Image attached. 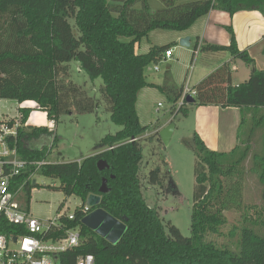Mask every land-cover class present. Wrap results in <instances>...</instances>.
<instances>
[{
    "label": "trees",
    "instance_id": "1",
    "mask_svg": "<svg viewBox=\"0 0 264 264\" xmlns=\"http://www.w3.org/2000/svg\"><path fill=\"white\" fill-rule=\"evenodd\" d=\"M159 1L162 8L152 11L148 0H0V99L18 104L33 102L55 125L62 116L94 113L100 102L68 75L71 62H77L91 81L101 80L98 93L105 111L110 121L121 127L100 141L97 148L102 150L98 154L80 162L56 160L37 171L58 180L65 196L81 201L74 220L62 216L60 230L54 232L55 238H60L68 230L80 231V245L59 260L74 264L76 258L89 254L95 264H264V71H258L253 60L239 51L231 28H226L229 46L205 45L199 51L240 58L250 68L248 79L233 86L229 65L224 64L192 88L195 103L190 106L238 109L241 122L237 144L228 153H218L193 133L195 191L189 237L143 199L139 175L142 148L139 142H129L149 129L140 125L136 109L139 91L153 86L145 81V69L161 62L169 50L168 46H151L147 53L136 54L135 44L155 30L186 31L212 10L230 16L251 10L264 13V0ZM197 47L195 44L194 50ZM158 89L167 96L171 114L187 117L188 105L177 107L183 86L176 89L162 85ZM31 111L17 109L22 124ZM245 123L250 126L244 135ZM48 134L45 127L24 126L16 142L19 156L28 162H50L56 138L50 149L24 146V142ZM156 140L161 143L158 135ZM99 160L109 168L99 171ZM29 169L32 172L35 168ZM248 172L257 176L262 207L257 218L244 216L237 251L233 252L205 238L219 235L226 223L224 212L243 207ZM103 178L109 190L106 194L98 192ZM164 181L173 185L170 172L156 169L148 171L145 182L160 188ZM30 188L28 183L26 189ZM90 195L100 197V201L87 214L100 209L116 220H126L125 231L116 244L81 223L87 215L81 210Z\"/></svg>",
    "mask_w": 264,
    "mask_h": 264
},
{
    "label": "rangeland",
    "instance_id": "2",
    "mask_svg": "<svg viewBox=\"0 0 264 264\" xmlns=\"http://www.w3.org/2000/svg\"><path fill=\"white\" fill-rule=\"evenodd\" d=\"M148 4L152 11L162 8V3L159 0H148ZM181 34L183 33L155 30L135 44L134 51L136 54L147 53L146 49L151 46H168L173 55L171 60H162L157 65L152 64L145 69V81L153 86H147L139 91L136 109L140 125L149 128L148 132L138 141L143 153L139 173L143 186V199L149 207L156 208L159 216H163L162 218L165 221H169L171 225L175 226L184 237H189L190 214L195 191V156L191 143L193 114H191L190 105L187 106V117L171 114V104L167 96L158 89L162 85H168L176 89L181 86L185 87L188 79L189 88H193L198 83L196 82V76L201 61L204 60V54L198 53L194 59H190L187 51H192L195 39H191L190 47H182L180 39H177ZM182 39H185V37H182ZM155 68L158 71H155ZM244 68L249 70L248 67ZM68 75L88 96L93 97L95 101H99L100 105L94 113L76 114L72 112L73 114L70 116L60 117L55 129L57 143L52 148L51 157L48 158L49 161L58 160L61 157L65 159L79 158L80 156L89 157L93 151H96L100 141L105 136L114 135L121 129V127L110 121L109 113L105 111L98 93L102 83L101 80L91 81L87 75L79 70L77 62H71ZM17 106L18 104L15 101L0 99V121L13 116ZM29 107L34 112L35 110L38 111L37 106ZM170 123L175 125V130L168 146H164L156 140V135L159 134V132H156V128L164 124L166 127ZM245 124L241 132L244 135L248 132L250 126V123ZM44 141H26L24 146L29 149H41ZM51 142L52 140L49 138L46 143L51 145ZM62 152L65 153L64 157ZM58 153H60L59 156ZM156 169H159L161 173L170 172V179L177 188L173 192L174 195H172L170 189L167 190L166 186L169 183L166 181L163 183L162 190L158 187L146 185L148 171ZM33 180L35 186L31 185L30 190L25 188L17 198L19 205L22 208H27L33 218L43 222L52 220L57 218L58 215L72 214L81 205L79 198L64 195L60 190L58 180L44 177L39 173L34 175ZM260 191L261 187L257 176L248 172L243 189V207L240 210L224 212L226 223L220 228L219 235H208L205 239L214 242L219 247H225L236 252L244 216L253 220L257 218L262 207ZM61 206L63 208L60 210ZM91 213L83 217L81 221L83 225L87 226V219ZM117 231L119 233L114 236H104L100 233H96V235L111 244H116L124 233L125 227L122 225L117 228Z\"/></svg>",
    "mask_w": 264,
    "mask_h": 264
},
{
    "label": "crops",
    "instance_id": "3",
    "mask_svg": "<svg viewBox=\"0 0 264 264\" xmlns=\"http://www.w3.org/2000/svg\"><path fill=\"white\" fill-rule=\"evenodd\" d=\"M227 27L232 29L239 51L246 53L248 58L253 60L254 66L258 71H264V13L251 10L240 11L233 16H230L227 13L212 10L206 16L198 19L194 25L188 30L183 31V34L177 38L180 39V41L183 40L182 37L188 38L189 43L192 38L195 39L194 46L197 44L198 47L194 50L193 46L191 52L187 51L188 56L190 55V59H194L198 53L204 54V60L201 61L200 68L197 72L196 82L199 83L207 75L224 64L229 65L233 86H238L248 79L250 68L240 58L234 59L228 53H203L199 51L200 46L205 45L229 46L230 35L226 30ZM149 48L146 50L148 51ZM172 56L168 59L163 58V60H171ZM244 67H248L249 70H246ZM187 84L189 87V79L186 81V85ZM184 88L185 87L183 86V90ZM28 105L36 107L35 103L28 101L18 104L17 109L30 108ZM189 107L192 111L191 114H193V133H196L201 138L209 150L218 153H228L236 146L237 131L241 122V112L238 109H222L215 106ZM17 109H15L16 111L14 115L17 113ZM165 124L157 127L156 132H160V130L165 127ZM26 125L47 128L50 135L48 134L47 136L40 137L36 140H45L41 149L44 147L48 149L49 147H52L53 139L55 138L56 125L47 120L45 113L37 110L34 112L32 110L27 119ZM141 137H138V139H141ZM49 138L52 140L51 145L46 143ZM56 143L57 142L54 143V146ZM99 151L101 150L93 151L89 157L98 154ZM64 154L65 153L62 152L63 157L65 156ZM85 158L87 157L80 156L79 158L73 157L72 159L61 157L63 160L59 158L58 163L80 162V160ZM50 163H57V161L53 160L50 161Z\"/></svg>",
    "mask_w": 264,
    "mask_h": 264
},
{
    "label": "built area",
    "instance_id": "4",
    "mask_svg": "<svg viewBox=\"0 0 264 264\" xmlns=\"http://www.w3.org/2000/svg\"><path fill=\"white\" fill-rule=\"evenodd\" d=\"M171 56V50H167L163 58L168 59ZM187 96L195 97V92L188 84L177 107L186 104ZM24 126L26 123L22 124L18 112L0 121V264H62L59 257L80 245V231L68 230L60 238H55L54 232L60 230L59 219L63 216L72 221L75 218L74 212L43 222L33 218L28 209L22 208L17 202L26 185L32 184L38 169L50 164L48 161L28 162L19 156L16 142L19 131ZM138 140L133 138L129 142ZM111 149L113 148L108 150ZM30 167H34V171L31 172ZM90 208L86 204L80 210L87 214ZM74 264H95V260L92 255L87 254L76 258Z\"/></svg>",
    "mask_w": 264,
    "mask_h": 264
},
{
    "label": "water",
    "instance_id": "5",
    "mask_svg": "<svg viewBox=\"0 0 264 264\" xmlns=\"http://www.w3.org/2000/svg\"><path fill=\"white\" fill-rule=\"evenodd\" d=\"M180 45L182 47H189V45H190L189 39L185 38V39L181 40ZM194 103H195L194 98H192L190 96L186 97V104L187 105H193ZM174 130H175V125L173 123H170L168 126L163 128L162 130H160V132L158 134V138L160 139L161 143L164 146H168ZM98 150H102V148H97L96 151H98ZM96 166H97V169L99 171H103V170L109 168L107 163L103 160H99L97 162ZM32 186H35V181L32 182ZM172 186H173L174 190L171 193H172V195H174L173 192L175 190H177V188L175 187L174 184ZM168 188H169V184H168ZM108 191L109 190L107 188V180L105 178H103L101 181V185L99 187L98 192L100 194H106ZM99 201H100V197L90 195L87 199L86 204L89 207H95L98 205ZM125 221H126L125 219H123L122 221L116 220L113 217H111L110 215H108L107 213H105L104 211L97 209L96 211H94L93 213H91L88 216V219H87V226L88 227L87 226L86 227L89 228L90 230H92L93 232L103 234L104 236H108V235L114 236L117 233H119L117 231V228L121 227L122 225L125 227V225L123 223Z\"/></svg>",
    "mask_w": 264,
    "mask_h": 264
},
{
    "label": "flooded vegetation",
    "instance_id": "6",
    "mask_svg": "<svg viewBox=\"0 0 264 264\" xmlns=\"http://www.w3.org/2000/svg\"><path fill=\"white\" fill-rule=\"evenodd\" d=\"M166 187H167V190L170 189L171 192L173 191L172 185H169V188H168V186H166ZM162 188H163V185H161V187L159 189L162 190Z\"/></svg>",
    "mask_w": 264,
    "mask_h": 264
}]
</instances>
